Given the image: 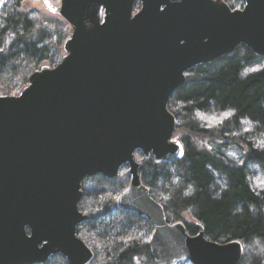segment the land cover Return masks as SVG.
Segmentation results:
<instances>
[{
	"label": "water",
	"instance_id": "obj_1",
	"mask_svg": "<svg viewBox=\"0 0 264 264\" xmlns=\"http://www.w3.org/2000/svg\"><path fill=\"white\" fill-rule=\"evenodd\" d=\"M6 0H0V10ZM70 29L64 58L0 96V264H91L77 237L86 178L128 168L116 207L147 220L155 264H238L242 245L189 236L168 224L139 177L134 154L155 164L181 159L171 96L185 74L243 46L264 57V0L232 11L220 0H38ZM140 11L133 15V5Z\"/></svg>",
	"mask_w": 264,
	"mask_h": 264
},
{
	"label": "trees",
	"instance_id": "obj_2",
	"mask_svg": "<svg viewBox=\"0 0 264 264\" xmlns=\"http://www.w3.org/2000/svg\"><path fill=\"white\" fill-rule=\"evenodd\" d=\"M224 2L232 11L244 7L242 0ZM22 3L6 0L0 10V96H18L42 64L56 67L70 37L60 18L23 12ZM140 7L135 1L133 14ZM167 110L175 119L174 134L182 133L183 154L155 164L136 152L142 185L168 224L188 215L194 222L184 223L189 236L200 226L208 241L239 242L238 264H264V149L256 145L264 137V57L240 46L195 67ZM126 168L113 180L97 176L81 184L78 210L87 219L76 235L92 251L91 264H155L148 248L150 223L116 207L129 184ZM45 264L67 263L54 256Z\"/></svg>",
	"mask_w": 264,
	"mask_h": 264
},
{
	"label": "rangeland",
	"instance_id": "obj_3",
	"mask_svg": "<svg viewBox=\"0 0 264 264\" xmlns=\"http://www.w3.org/2000/svg\"><path fill=\"white\" fill-rule=\"evenodd\" d=\"M49 3L55 7H58L60 5V0H48ZM216 1V0H214ZM222 2H224V0H220ZM225 3V2H224ZM228 6V5H227ZM22 10L23 12H30V11H38L40 12L41 14L45 15H49L51 17H57V16H53L51 14H49L45 9L44 7L42 6L41 2L38 1V0H23V3H22ZM43 67H47L46 64H42L40 68H43ZM16 97V96H15ZM181 136H182V133L181 132H177L173 135L174 139H176L178 142L181 143ZM198 141H200L199 139H197ZM182 145V144H181ZM256 145L260 148V149H264V137L260 138L257 140L256 142ZM183 149V148H182ZM136 162V161H135ZM127 171L124 175H126L128 178H129V175H128V168H126ZM123 172V171H122ZM129 181H130V178H129ZM181 223H186V224H193L194 222L192 221V219L188 216V215H185L183 217V222ZM64 259V258H63ZM65 260V259H64ZM96 264H106V262H97Z\"/></svg>",
	"mask_w": 264,
	"mask_h": 264
},
{
	"label": "flooded vegetation",
	"instance_id": "obj_4",
	"mask_svg": "<svg viewBox=\"0 0 264 264\" xmlns=\"http://www.w3.org/2000/svg\"><path fill=\"white\" fill-rule=\"evenodd\" d=\"M147 221V220H146ZM153 228V227H152ZM153 233V232H152ZM152 235V234H151ZM151 238V237H150ZM91 251V250H90Z\"/></svg>",
	"mask_w": 264,
	"mask_h": 264
}]
</instances>
